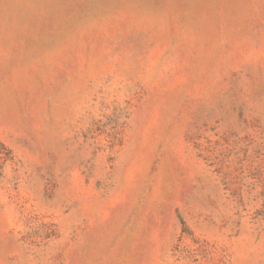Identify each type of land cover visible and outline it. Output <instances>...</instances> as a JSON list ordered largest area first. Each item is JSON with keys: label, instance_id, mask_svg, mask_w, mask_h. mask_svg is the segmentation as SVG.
Returning <instances> with one entry per match:
<instances>
[{"label": "rangeland", "instance_id": "obj_1", "mask_svg": "<svg viewBox=\"0 0 264 264\" xmlns=\"http://www.w3.org/2000/svg\"><path fill=\"white\" fill-rule=\"evenodd\" d=\"M0 264H264V0H0Z\"/></svg>", "mask_w": 264, "mask_h": 264}]
</instances>
